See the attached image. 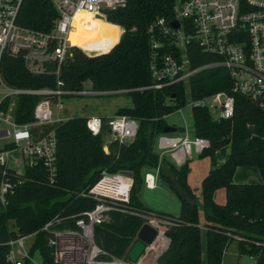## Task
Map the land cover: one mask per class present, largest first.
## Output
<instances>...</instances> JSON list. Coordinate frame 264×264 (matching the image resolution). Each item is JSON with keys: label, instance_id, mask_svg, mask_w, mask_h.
Returning <instances> with one entry per match:
<instances>
[{"label": "trees", "instance_id": "obj_1", "mask_svg": "<svg viewBox=\"0 0 264 264\" xmlns=\"http://www.w3.org/2000/svg\"><path fill=\"white\" fill-rule=\"evenodd\" d=\"M179 1L184 0H129L124 8L106 11L107 21L124 29L119 43L116 45L118 36L110 52L94 57L72 48V57L61 66L59 77L32 76L22 61H6V82L14 88L54 89L60 82L67 91L83 90L88 83L96 92L130 90L124 94L131 98L132 106L120 108L115 116L136 119L139 130L132 144L114 141L105 151L104 135L94 136L87 128L86 117L60 123L56 127L58 159L54 184L42 163L28 165L24 182L8 196L5 205L0 201V264H9L10 243L19 237L33 238L31 257L38 252L42 264H56L49 245L50 232L78 228L77 222L95 209L98 202L79 193L96 184L104 171L133 173L130 213L113 210L110 221L94 229L96 245L107 254L103 258L127 260L145 214L152 211L139 197L140 186L145 182L142 172L158 166L160 177L181 199L178 217L157 213L173 222L167 232L170 245L159 264H204L203 251L205 264H222L233 242L238 243L240 256H250L255 264H264V183L234 182L239 167L264 169V112L244 96H236L232 120H214L207 108L193 109L195 135L210 140L212 145L200 155L210 158L211 170L202 180L199 199L188 183L190 163L178 168L169 158L160 162L155 149L156 138L169 126L167 117L186 104L185 86L136 91L151 83L149 29L159 19L175 18ZM57 20L51 0H24L17 23L36 32L50 33ZM188 56L193 68L214 61L195 44L188 47ZM189 85L192 98L198 99L227 90L228 73L223 68L206 69L194 75ZM40 99L34 95L19 98V122L34 121V108ZM221 189L225 190V203L216 198ZM47 225L50 227L45 230ZM25 264L31 261L26 260Z\"/></svg>", "mask_w": 264, "mask_h": 264}, {"label": "built area", "instance_id": "obj_2", "mask_svg": "<svg viewBox=\"0 0 264 264\" xmlns=\"http://www.w3.org/2000/svg\"><path fill=\"white\" fill-rule=\"evenodd\" d=\"M23 1L0 0V201L3 205L8 196L24 182L22 178L28 165L42 163L50 182L54 184L58 159L56 127L65 121L60 117L64 110V96L124 94L130 91L96 92L90 83L88 91H67L60 82L54 89L9 86L4 70L8 59L22 61L32 76L53 74L59 77L61 66L72 57V48H79L70 40V34L76 30L75 18L89 14L95 18L101 16L108 22L106 11L124 8L129 2L51 0L58 20L52 32L41 33L17 23ZM175 11V18L170 21L159 19L149 29L151 83L136 91L161 90L178 84L185 86L186 104L176 110L183 116L184 125L171 126L175 129L173 133H163L156 138L162 150V153H158L160 162L169 158L176 167L181 168L193 161L195 155H202L212 146L210 140L195 135L194 108H207L214 120H232L236 96H244L264 112V0H184L178 2ZM173 22H178L179 28H174ZM118 27L120 35L116 45L124 33V29ZM193 44L212 56L214 61L193 68L188 56V47ZM114 47L94 53L79 49L87 56L94 57L108 53ZM210 68L227 71L228 89L193 99L190 79ZM27 95L40 96L41 99L34 108V121L21 123L16 114L18 101ZM54 104L57 115L53 110ZM186 108L191 110V124L184 115ZM87 128L94 136L104 135V150L108 151V146L114 141L122 145L132 144L138 134L139 122L128 116H92L87 118ZM224 161L222 159L221 163ZM160 171L158 166L146 172L147 189H157ZM122 172L104 171L96 184L79 193L81 197L92 198L98 204L86 214L85 219L77 222L78 228L50 232L49 245L53 249L56 264H159V259L169 248L167 232L173 222L158 216L154 211L145 214L143 225L155 228L157 236L151 244H146L137 261L103 258L107 254L95 243V226L109 222L111 211L130 213L128 205L134 179ZM49 227L47 225L45 230ZM29 238L19 237L11 241L9 264H25L26 260L34 264V258L30 255L31 246L26 245Z\"/></svg>", "mask_w": 264, "mask_h": 264}, {"label": "rangeland", "instance_id": "obj_3", "mask_svg": "<svg viewBox=\"0 0 264 264\" xmlns=\"http://www.w3.org/2000/svg\"><path fill=\"white\" fill-rule=\"evenodd\" d=\"M75 29L70 34V40L73 45L83 43L85 40L91 38L92 35L99 33H106V37H117L120 34L118 26L106 23L102 18L89 15L82 23H74ZM118 39V37H117ZM90 90L89 85L86 84L84 91ZM64 110L60 113L63 120H68L75 117H114L120 108L131 107L132 100L125 94H107V95H69L62 98ZM55 115H57L56 105H53ZM184 115L192 123L191 110L186 108ZM169 126L182 127L184 125L183 116L178 112H174L167 117ZM157 153H162L157 142L155 143ZM188 183L197 198H201L202 194V180L207 176L211 170V160L209 157H200L195 155L193 161L190 162ZM145 171L142 172V179L145 177ZM177 183L176 177H173ZM172 178V180H173ZM234 180L238 182H252L262 183L263 178L260 170L255 167H239L236 170ZM139 197L143 204L152 211L159 214H166L172 217H178L181 210V199L177 191L166 184L163 178L159 187L151 191L147 189L145 182L140 186ZM217 200L219 203H225V190L218 191ZM33 244V238L26 240V245L30 247ZM205 246V244H204ZM34 264H42V257L40 253H35L33 256ZM203 260L205 264V251H203ZM222 264H255L254 259L250 256H240L238 253V243L233 242L226 250Z\"/></svg>", "mask_w": 264, "mask_h": 264}, {"label": "water", "instance_id": "obj_4", "mask_svg": "<svg viewBox=\"0 0 264 264\" xmlns=\"http://www.w3.org/2000/svg\"><path fill=\"white\" fill-rule=\"evenodd\" d=\"M172 26L177 29L179 28V23L173 22ZM174 131L175 129L173 127L167 126L164 130V133L168 134V133H173ZM122 173L133 178L132 172L123 171ZM260 174L263 178V183H264V169L260 170ZM173 182L175 183L174 178H173ZM156 236H157V230L155 228H153L148 224L143 225L138 232L137 235L138 240L135 242V244L128 253V259L131 261H137L144 252L146 244H151L156 238Z\"/></svg>", "mask_w": 264, "mask_h": 264}, {"label": "bare ground", "instance_id": "obj_5", "mask_svg": "<svg viewBox=\"0 0 264 264\" xmlns=\"http://www.w3.org/2000/svg\"><path fill=\"white\" fill-rule=\"evenodd\" d=\"M88 16L89 14L78 15L75 18V23L84 22L86 17ZM106 33H99L96 35H92L91 38L85 40L83 43L78 44L76 46L83 49L84 51H91L92 53L99 51V50L108 51L111 48V45L115 43V41L117 40V37L120 34L117 37L108 38L106 37Z\"/></svg>", "mask_w": 264, "mask_h": 264}, {"label": "crops", "instance_id": "obj_6", "mask_svg": "<svg viewBox=\"0 0 264 264\" xmlns=\"http://www.w3.org/2000/svg\"><path fill=\"white\" fill-rule=\"evenodd\" d=\"M234 182L235 183H237V184H260L259 182L258 183H252V182H238V181H236V180H234ZM160 183H161V177L159 178V184H158V187H159V185H160ZM263 183V182H262ZM157 187V188H158ZM156 190V189H155ZM151 191H154V190H151ZM218 197V193L216 194V198Z\"/></svg>", "mask_w": 264, "mask_h": 264}]
</instances>
